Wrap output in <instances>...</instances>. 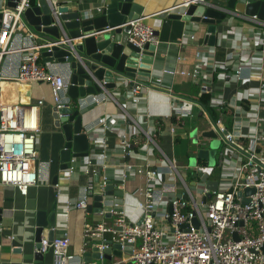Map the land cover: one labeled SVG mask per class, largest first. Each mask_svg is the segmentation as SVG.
<instances>
[{
    "label": "built area",
    "instance_id": "1",
    "mask_svg": "<svg viewBox=\"0 0 264 264\" xmlns=\"http://www.w3.org/2000/svg\"><path fill=\"white\" fill-rule=\"evenodd\" d=\"M31 1L15 0L14 7L6 6L0 12V187L11 186L26 196L30 187L50 184V162H42L37 149L44 102L40 99L26 103L4 97L3 82L47 84L56 111L70 107L81 115L92 106L109 101L118 110L114 116L104 114L83 126L82 132L89 140L88 155L72 159L63 178L52 184L56 199L61 200L63 184L79 168L86 178L83 198L63 200L65 209L86 211L88 199L101 197L104 209L98 215L108 214L111 222L102 220L84 230L85 239L92 240V246L98 248L99 261L85 263L71 255L66 235L55 237L50 243L41 237L35 252L44 255L50 251L53 264H264V20L257 15L234 13L240 24V28L235 26L240 29L238 35L243 38V31L248 30L253 38L245 59L242 46L234 44L223 62L206 67L204 60L209 49L201 48L196 50V65L191 72L162 70L171 78L180 75L194 82L198 97L207 96L208 108L217 114L212 120L201 105L172 95L176 107L167 117L171 142L184 118L202 117L219 144L218 160L210 167L198 158V153L209 151L214 139L196 133L191 139L195 140V163L188 167L179 165L175 157L162 150L163 122L147 112L144 90L160 89L159 82L149 80L145 85L136 80L125 81L128 91L123 95L124 101H119L103 82H96L98 93L74 101L69 98L71 69L67 57L63 63L41 62L40 51L65 46L74 61L80 62L75 51L78 41L62 33L54 44L38 43L24 21ZM191 4L208 3L183 0L171 11L182 10L183 14ZM50 7L56 18L57 4L52 1ZM146 20L141 16L123 25L130 26L127 42L134 47L142 48L146 43L158 46L155 30ZM228 34L236 40L234 28ZM182 37L176 42L178 48L183 46V40L194 39L193 35ZM253 83L256 86H251ZM229 86H234L231 99L224 95ZM107 134L116 137L115 145L109 144ZM214 171L218 172L217 180L212 178ZM188 172L195 191L185 179ZM134 177L141 178L144 186L138 189L141 216L132 223L126 217L124 199L107 195V187L111 182L112 189L124 190ZM207 181L217 183L215 191H209ZM247 189H253V193L245 195ZM208 194L210 198L203 202ZM112 245H119L120 257L111 253L107 262L103 251Z\"/></svg>",
    "mask_w": 264,
    "mask_h": 264
},
{
    "label": "crops",
    "instance_id": "2",
    "mask_svg": "<svg viewBox=\"0 0 264 264\" xmlns=\"http://www.w3.org/2000/svg\"><path fill=\"white\" fill-rule=\"evenodd\" d=\"M35 0V4H36ZM107 0H54L60 6L70 8L81 7L85 11L95 12L98 8H103ZM142 8L141 16L147 17L146 23L151 25L158 40L157 51L155 54V66L151 69L150 80L159 82L161 88L156 87L144 90L143 97L146 100L147 112L157 120L168 124L166 138L160 136V144L167 146V150H172L176 142L184 139H191L190 134L195 131L203 136L209 130L206 119L184 118L182 126L177 131L178 139L171 142L169 133L170 121L167 119L174 110L175 104L171 99L172 95L185 98L190 102L198 104L195 100L198 97V87L190 79L176 75L173 78L164 75L163 69H175L176 71L191 72L196 65L195 53L198 49H206L207 59L204 60L206 67H210L214 62H223L226 54L231 51L232 45L243 48V59L247 57L248 43L252 41L251 33L244 30L243 38L240 34L239 21L234 17V12H227L225 20L217 25L215 33V42L213 46L208 45L207 31L208 25L202 23H187L181 20L170 18L171 14H181L183 11H171L172 8L180 5L183 0H134ZM208 4L224 6L225 0H205ZM34 4V5H35ZM7 6L6 0H0V12ZM234 28L236 30V40L228 31ZM240 28V27H239ZM193 35V40L185 39L183 46L178 48L176 42L182 40V35ZM250 37V39L248 38ZM248 38V39H247ZM176 57L180 60L177 61ZM6 66V64H5ZM210 78V77H208ZM251 86H256L253 83ZM2 95L12 100L18 99L26 103H34L37 100H43V106L40 109V131L38 133L37 149L39 158L42 162H50L49 181L47 183H38L36 186L28 189L26 196H21L17 190L11 186L0 187V264H34V254L36 243H34L36 212H46L47 216L55 209L56 226L55 237L66 235L69 242V252L71 255L80 257L83 261V254L89 252L92 247V240L85 239L84 230L86 227L94 226L102 220L111 222L110 218L102 217L98 214H87L82 210H66L63 200L72 202L83 198V189L86 185V178L80 169L73 175V178L64 183L60 190L61 200L56 199V192L52 187V179L57 176V180L63 178V172L60 171V152L64 147V138L60 130L54 127L52 112L53 101L50 88L47 84L31 83L16 84L3 82ZM128 91L126 85L112 90L119 101H124V94ZM234 93V86H229L224 95L231 99ZM118 112L116 105L109 101L102 105H95L81 114L83 126L93 122L104 114L116 115ZM216 113V112H215ZM264 118V110L261 112ZM197 123L194 127L191 124ZM110 145L116 144V137L107 134ZM193 140L191 141V143ZM194 143V142H193ZM112 147V146H111ZM218 156V153L217 155ZM203 162L207 160L201 159ZM218 157L215 162H217ZM81 162V160H78ZM141 163L139 161H134ZM79 167V166H78ZM217 172V171H216ZM218 173V172H217ZM218 179V178H213ZM144 181L139 177H134L126 183L124 190L112 189L113 196L124 199L125 213L129 222H137L141 216L138 208L140 196L138 189L143 188ZM89 205L92 199H88ZM47 230L43 231L42 237L46 238ZM12 238V239H10ZM94 244V243H93ZM92 262H96L91 260ZM84 262V261H83ZM99 263V262H98ZM40 264H53L50 251L43 255Z\"/></svg>",
    "mask_w": 264,
    "mask_h": 264
},
{
    "label": "water",
    "instance_id": "3",
    "mask_svg": "<svg viewBox=\"0 0 264 264\" xmlns=\"http://www.w3.org/2000/svg\"><path fill=\"white\" fill-rule=\"evenodd\" d=\"M13 1L6 0L7 6L14 7ZM54 0H37L36 4L24 13V21L29 31L35 35L38 43L54 44L60 41L62 33L69 39H75V51L80 62H75L69 55L65 46H53L50 50L42 49L41 58L44 62L70 63L69 98L74 101L86 95L98 93L96 82L105 83L106 89L112 91L118 86H123L125 81H139L148 85L152 67L155 66L157 47L144 44L142 48L132 46L127 42L130 26H123L129 20L141 17L143 8L134 0H107L100 12L85 11L81 7L70 8L67 6L56 7V18L52 15L50 3ZM224 6L212 4H191L183 14H171L169 17L187 23H202L208 25L207 43L214 45L217 25L221 24L227 12L257 15L264 20V0H225ZM130 85V84H129ZM60 116L62 118H60ZM52 119L54 127L61 131L64 138V147L60 152V171L70 167L72 159H80L88 155L89 140L82 132L83 120L79 112L73 108L65 107L56 111L53 108ZM205 138L215 139L213 132L203 134ZM195 137V131L190 134ZM195 142V140L193 141ZM217 141L210 143L209 151H199L198 158L208 161L210 167L215 165L218 153ZM190 160V165H194ZM57 176L52 179V184L57 181ZM206 178H203L205 181ZM97 181V178H95ZM216 182L207 181L209 191H215ZM111 182H108L107 195H111ZM253 193V189L244 191L245 195ZM242 193H238L240 197ZM210 198V194L203 199ZM92 203L88 205L87 214H99L102 209L101 197L93 196ZM109 208H105L108 211ZM55 209L47 216L46 212H36L34 243L39 248L43 231L47 230L46 239L52 242L55 238L56 216ZM106 218H110L108 214ZM238 241L236 236L233 237ZM119 245H112L103 251L105 261H110V254L120 257ZM98 248L92 246L89 252L83 254L85 263L91 260L99 261ZM34 264H40L43 255L34 254Z\"/></svg>",
    "mask_w": 264,
    "mask_h": 264
},
{
    "label": "rangeland",
    "instance_id": "4",
    "mask_svg": "<svg viewBox=\"0 0 264 264\" xmlns=\"http://www.w3.org/2000/svg\"><path fill=\"white\" fill-rule=\"evenodd\" d=\"M196 124H198V122L193 123V125L191 124V127H194ZM213 141H217V140L214 139ZM161 148L167 155L171 157H175L178 160L179 165L181 166L188 165V167H191L190 160L193 159L192 152L194 151V147L189 138L184 139L183 141L176 142L173 145L172 150H167V146H164V144L161 145ZM217 157L218 156H216V159ZM186 175L187 176L185 179L189 183L191 191H195L194 186L190 184L192 175L190 174V172H188Z\"/></svg>",
    "mask_w": 264,
    "mask_h": 264
},
{
    "label": "trees",
    "instance_id": "5",
    "mask_svg": "<svg viewBox=\"0 0 264 264\" xmlns=\"http://www.w3.org/2000/svg\"><path fill=\"white\" fill-rule=\"evenodd\" d=\"M34 4H35V0H32L31 1V6H33ZM40 61L43 62V59L41 57H40ZM196 98L197 99L195 101L199 105H201L208 112V114L210 115L211 119L212 120L216 119L217 118V114L214 112V110L208 108V97L207 96H201V97H196ZM167 128H168V124L167 123H163L162 124V128H161L162 139L167 137V134H165V132H167ZM176 139H178V137ZM180 141H183V140H180ZM212 178H218V173L216 171L213 172Z\"/></svg>",
    "mask_w": 264,
    "mask_h": 264
}]
</instances>
